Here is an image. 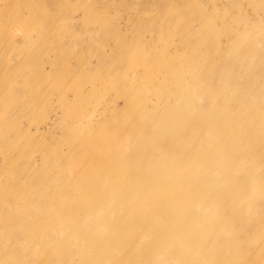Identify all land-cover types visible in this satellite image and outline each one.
<instances>
[{
    "label": "rangeland",
    "instance_id": "1",
    "mask_svg": "<svg viewBox=\"0 0 264 264\" xmlns=\"http://www.w3.org/2000/svg\"><path fill=\"white\" fill-rule=\"evenodd\" d=\"M168 111L166 169L141 128ZM138 145L191 191L132 209L106 170L141 186ZM149 244L156 264H264V0H0V264H138Z\"/></svg>",
    "mask_w": 264,
    "mask_h": 264
},
{
    "label": "bare ground",
    "instance_id": "2",
    "mask_svg": "<svg viewBox=\"0 0 264 264\" xmlns=\"http://www.w3.org/2000/svg\"><path fill=\"white\" fill-rule=\"evenodd\" d=\"M135 115H137V113L135 112ZM177 117H175L173 115L172 112H165L162 116H152L148 122L141 128V141L143 142L144 139H153V142H148L146 143V148L147 150H155V149H159V142L161 140V142L163 143V145L161 146V150L164 153V157H165V168L167 169V165L172 168L173 166L175 167V159H171L170 157V153L172 152V149L174 148L171 142V138L172 135L175 132H171L172 130V125L176 122ZM152 122H156L159 126V131L156 133H151L149 132V126L150 123ZM160 124V125H159ZM118 129L113 130V133H115ZM159 134H163V135H159ZM158 138V140L154 141L155 138ZM145 142V140H144ZM141 151V146L138 145L137 148V161H136V167L141 168L144 172L143 177L145 176V182L143 183V181L140 183L141 186H138V188H133L134 182H131L130 179H125V180H120L118 177H113L112 176V171L111 170H106V176L110 177L111 182L114 181V183L118 184L120 186V188H122L125 191H130L131 193H128V195L130 196L128 199L130 198H134L135 200H137V204L135 206L132 207V209L140 212L143 211V209L146 210L145 205L147 204V202L152 199L153 197L159 196L161 195L166 201L170 200L172 201L174 196H173V189H176V186L179 185H185L186 190L191 191V187L189 185H193L192 183H186V180L188 179V176L186 174L182 173V165H180V169L177 168L179 171L176 172V177L173 183H170L169 181H164L163 184H157L153 178L157 179V175L156 173H153V170H149L148 167L150 166V161L149 159H144V160H140L139 159V154ZM162 153V154H163ZM103 158H107L108 154H103L102 155ZM149 158V156L147 157ZM186 159V158H185ZM167 161V163H166ZM185 164L187 166H191L192 164L189 162V160L185 161ZM130 167V166H128ZM105 170H102V173L104 174ZM194 175V174H193ZM88 182L90 185H92V187H90L87 191L86 194L92 199L95 200L98 196L97 191L94 189L96 188L97 185V178L93 177V176H89L88 177ZM133 210V211H134ZM64 214H67V219H68V224L74 223L77 220V216L78 213H70L67 211L63 212ZM69 217V218H68ZM174 226H178V224H173ZM122 234L121 236H117V237H113V235L110 236V241L112 243H120V245H123L125 241H122L123 238ZM130 237L127 238V240ZM137 240L134 241L133 244H136ZM127 244V242L125 243V245ZM158 244V243H157ZM157 244L154 246V249H156ZM159 245V244H158ZM154 249L149 245H147V247L141 251H138L137 249L135 250V248L133 246H129L128 247V252H130V256L132 255L133 258H137V260L139 261L138 264H156L153 263V260L156 261V255L154 253ZM210 251H208L210 257L213 256L214 249H209ZM108 251H105L103 254V256L98 257V259H101L102 257H106L108 256ZM129 256V255H128ZM116 264H125V257H118L116 260Z\"/></svg>",
    "mask_w": 264,
    "mask_h": 264
}]
</instances>
